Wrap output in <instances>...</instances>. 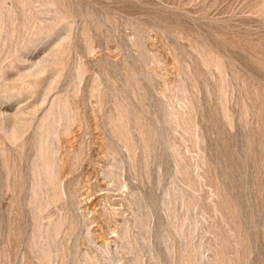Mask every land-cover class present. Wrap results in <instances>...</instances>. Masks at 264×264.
Segmentation results:
<instances>
[{
  "label": "rangeland",
  "instance_id": "rangeland-1",
  "mask_svg": "<svg viewBox=\"0 0 264 264\" xmlns=\"http://www.w3.org/2000/svg\"><path fill=\"white\" fill-rule=\"evenodd\" d=\"M0 264H264V0H0Z\"/></svg>",
  "mask_w": 264,
  "mask_h": 264
}]
</instances>
